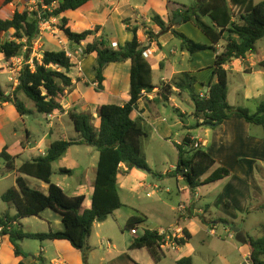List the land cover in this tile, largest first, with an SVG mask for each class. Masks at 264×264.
Returning a JSON list of instances; mask_svg holds the SVG:
<instances>
[{
    "label": "trees",
    "instance_id": "obj_1",
    "mask_svg": "<svg viewBox=\"0 0 264 264\" xmlns=\"http://www.w3.org/2000/svg\"><path fill=\"white\" fill-rule=\"evenodd\" d=\"M15 0H3V5L12 4ZM38 10H15L11 18L0 15V34L13 30L11 39L0 43V55L4 61L11 58H21L22 66L17 75V84L9 94L0 87V104L10 103L19 116L32 114L18 98L24 95L34 105L35 112L45 117L55 113L65 112L62 102L66 92L74 86L70 72L74 65L67 53L60 51H43L41 57L32 56L33 45L40 35V26L50 19H59V30L69 43L80 46L85 44L82 54L87 57L96 54L95 63L91 67L95 92L104 91V70L110 64L130 63L128 101L123 105L104 104L96 109L98 126L93 125L94 118L89 112L71 110L67 115L77 134L75 140H56L50 143L45 154L20 166L15 165L16 157L8 153L7 148L0 152L6 171L15 173V186L1 195L2 202L14 209V215L8 212L0 217V238L7 236L14 249L16 257L26 258L21 243L30 241H66L81 253L84 264H87L89 247L87 241L91 235L94 223H102L118 209L124 207L118 195L117 175L120 167L127 171L133 169L148 171L149 167L142 151V138L146 135L140 123L132 118L138 108V102L143 93L155 89L152 82V69L144 53L147 48L138 40L140 27H130L129 19L122 20L127 32L132 34L130 41L116 46L104 37H96L100 26L93 30L75 32L69 26V19L63 16L67 12H75L91 0H35ZM44 7L45 9H42ZM1 11V8H0ZM172 17H181L182 24L190 23L198 29L211 43L207 46L194 42L185 34L173 29L159 15L151 16L159 33L155 34L144 28V34L150 41H156L159 36L170 33L181 43V50L194 55L214 46L222 45V51L215 55L213 63V82L205 86L208 91L204 96L195 90L198 83L196 77L187 73L172 80L169 85L160 83L159 90L163 100L167 101L173 93L172 88L180 93H186L193 104L194 126L217 128L233 116L241 117L246 123L261 127L264 138V99L257 104L256 111L231 106L227 102L228 71L225 65L232 59L244 60L248 54L254 53L256 44L264 37V0L255 4L254 0H194L189 6H182L172 13ZM207 18L209 22H205ZM142 28V29H143ZM159 47V46H158ZM264 69V61L258 64ZM78 81V80H77ZM87 85V84H86ZM183 128H188L183 126ZM197 143L190 135L183 138L177 147L178 159L174 171L181 176L189 190L220 181L230 175L224 168H218L208 174L215 165L214 159L202 149L194 148ZM72 146H87L98 153V162L93 181V194L90 208L84 209V195L68 196L57 185L51 183L52 165L58 161ZM62 175H71L72 170L60 168ZM22 176L37 179L47 186V192L31 188ZM46 210L58 213L63 229L47 233L25 232L22 220L37 217ZM201 224L210 226L204 216H198ZM222 222V221H221ZM138 225L135 219H130L125 228L130 232ZM262 235L253 238L246 233L250 264H264V224ZM164 235L156 230H145L143 235L135 238L130 249H146L154 263L161 259L160 245ZM190 236L183 232V238L177 239L178 247L185 246ZM177 264H192V258L178 260ZM18 264H25L22 261ZM40 264L41 263L40 261Z\"/></svg>",
    "mask_w": 264,
    "mask_h": 264
},
{
    "label": "crops",
    "instance_id": "obj_2",
    "mask_svg": "<svg viewBox=\"0 0 264 264\" xmlns=\"http://www.w3.org/2000/svg\"><path fill=\"white\" fill-rule=\"evenodd\" d=\"M93 1L95 0H91L83 7H81L80 9L74 12L76 13L78 18V21H76L77 22L76 30L82 32L85 30H93L95 26H100V30L97 32L95 36L104 37L112 45L115 40H111L104 33L106 25L109 19L111 18L106 16L104 17V14L111 12L112 8H114V11L111 13V16L116 12L119 13L120 8L126 6L128 7L130 14L126 15L125 18L127 19L133 18L137 14L138 17L141 16L143 20H147L149 19V17H151V14L149 13L146 7L149 5V3L153 2L157 4L158 10L162 11L163 13L162 15L156 13V15H159L160 18L165 23H168L169 21H171L170 16H172V13L177 9L181 8L182 6H184L177 3H173L171 2V0H145L142 6L134 5L133 7L130 6L129 0H117V1L97 0L96 4L91 6V3ZM193 1L194 0H191L190 2L192 3ZM9 5H13V3ZM99 13L101 15H99ZM174 19L175 18H173L172 21ZM132 24H133L132 27H137V26L140 27L139 22L136 20V17L133 18ZM187 25L193 27V29L191 28V30L196 36L197 39V40L195 39L196 42L205 44L207 46L211 45L209 40L206 38H202V36L200 35L203 34L190 23L182 24L181 21L180 23H178L176 28L175 27L172 28L185 34L189 38L190 35L184 31V28ZM146 28L148 30H151L155 34L159 33L158 27L152 22L151 24H146ZM143 30L144 29L140 27L137 37L139 42L144 47L147 48V51L145 52L144 56L151 66L152 82L153 85L155 86V89H153V91L151 92H146L143 94L142 99L138 102L137 110L132 115V118L137 120L142 126V128H144L145 126L157 127L158 124L164 123V120L159 116L160 113L159 107L161 102L164 101L161 91L159 90L158 87L160 83L169 85L173 79L179 77L184 73H187L190 76L196 77L198 82L196 85L200 87L198 88V91L196 90L197 92L204 94L201 92L203 88L205 89L204 90L205 93L208 91V89L205 88L204 86H207L210 82L214 81L212 77L213 63H214L215 55L222 51V45H223L220 44L218 46H214L213 50H207L194 55H189L187 52L181 50L180 41L174 38L170 33H166L159 36L156 41L154 40L150 41L144 35ZM190 38L193 39L195 37H190ZM84 43H82L80 46L85 45ZM119 44H123V43H119ZM87 57H90L92 61L96 59V54H91ZM87 57L85 58L87 59ZM262 61H264V53H262V50L256 46L255 52L248 54L244 60L232 59L230 62H228L225 65L224 68L229 73L228 74L229 87L227 93V102L229 105L246 108L250 113H254L256 111L258 102L264 99V69L258 66V64ZM92 65L93 64L90 62L88 66L92 67ZM129 68H130L129 62L110 64L106 67V69L104 70V77H105L104 91L96 95L97 100L100 103L99 106L104 104L123 105L128 101ZM108 69L110 70L106 71ZM15 77H17V71H15ZM155 77H157L158 80L157 82L154 80ZM15 86H16V78L14 81V87ZM0 87L2 88L1 84ZM172 91L173 94L169 96L167 100L168 102L173 101V98L175 96L184 101L186 98H188L186 93H180L175 88H172ZM103 93L106 95L104 96ZM5 94H9V93L5 92ZM21 97H22L21 94H19L18 98L22 101ZM62 106L65 110V105L63 103ZM174 108L176 109V112L179 113L180 118L187 116V114L181 112L176 105H174ZM71 110L73 111V108L69 110H65L64 113L67 114V112ZM193 111L190 114V117L192 116ZM8 113L11 114L13 119L16 120L24 118L18 115L12 104L10 103L1 104L0 120L3 117H6V114ZM57 115L58 113H55L47 117L43 116L45 118V121H47L45 127L46 131L44 132L43 137L39 141L37 140L31 141L30 137L32 132L29 131L28 129H25V140L28 145L24 146L20 142L11 143V148L14 150V152L10 153L8 151V153L16 157L15 165L17 167L20 166L24 161H29L34 158H37L38 156H43L50 143L58 140L53 138V134L51 132V128L54 124L52 120L56 119ZM259 128L261 129V127L253 126L246 123L241 117L233 116L217 128L212 129L209 127H200L195 130L198 133V135L196 137H192V136L191 137L199 143L202 149L205 148L206 153H208L215 161L214 167L211 169V171L208 174H206L203 177V179L207 178V176L211 172H213L218 168L227 169L230 175L215 183L207 184V185H214L213 186L215 188L214 191H217V187L221 185L223 187L219 189L218 194L211 199V202L209 204L208 203L204 204V207H199L198 204L201 202V199L203 197L206 198L207 196L206 194L205 196H202L199 195V191L197 189H195L194 191L189 190L186 183L182 188H180V191H182L181 193H184V195L186 194L185 193L186 190L190 192H188L189 194L185 195V199H186L185 202L179 205V206H183L184 210L179 212V217L177 221H175L174 224H171L169 226V229L171 230L172 234L175 231H181L182 235L183 232H186L191 238L190 231H193L194 228H197L199 226L198 224H200L205 228L213 230V228H215V226L218 224L226 226V223H230L229 221H234L236 219L235 211H237L239 214H243V212H246V210H248L247 208L248 202H251L253 200L252 196L257 194L255 188L258 186V182H259V177L257 174L258 169L260 168L259 165L260 164L263 165L264 163V138H263V134L259 132L258 130ZM2 129L3 127L0 126V131ZM160 131L162 132V134L163 133L166 134L165 129L161 128ZM188 135H190L189 131H188ZM47 137L48 139H46ZM29 140L30 142H33L34 144L33 146L29 143ZM63 140L67 141L66 138H63ZM43 142L45 143V148L44 147L42 148ZM5 147L7 148V150H9V147L6 145L2 147V149ZM220 150H222L223 152H218ZM21 151L22 153H20ZM67 152L68 151H66L65 154H67ZM65 154L63 156H65ZM260 154H262L263 157H261ZM24 156H26L25 158L27 159H24ZM17 158H20V161ZM60 159L55 163H53L52 171L54 170V166L57 163H59V161L62 166L60 168H66V169L70 168L68 166H65V164H68L67 161L64 162L63 160ZM97 162H98V158L95 166H91L92 171L94 172L96 170ZM60 168H58V170ZM58 170L57 173H59ZM73 174L74 172L72 171V174L68 176H72ZM13 175H14V179H16L17 175L15 173H13ZM21 177L23 179L27 178L26 176H22V175ZM144 179L145 176L142 175L137 169L127 171V169L124 166H121L120 171L117 175L118 195H119V190L121 189L132 194L138 193V190L144 187V183H143ZM93 181L91 182V185L88 184L84 185L83 183L80 182L77 186L76 184H67L66 187H64V185L60 181L54 182L51 177V183L59 186L66 195L68 196L84 195L85 196V202L83 205L84 209L90 208L91 205V196L93 194ZM204 186L206 185L201 186V188ZM39 188L41 192L43 193L47 192L46 185ZM68 191H70L71 193L67 194ZM236 195L238 196V200H235ZM120 200L122 204L126 206V204L122 201L121 197ZM234 205L236 206L235 209H234ZM212 207H214V209H216V211L220 215L218 221H213L212 219H210L211 217L210 211ZM121 209L114 211L112 215H110L109 217H111V219L116 221V223L119 226H122L123 223L126 226L128 220L135 219L138 223V225H136V235H133L135 236V238L140 237L137 236L139 232L138 230L139 228L140 230L142 229L143 232L145 230H150L147 227H145L146 223H144L145 221H142L141 218L135 217L134 215L128 213L122 214ZM250 210L252 211L264 210V205L259 208L251 207ZM12 212H13L12 214L11 213L9 214L14 215L15 211L13 210ZM199 215L204 216L205 220L209 222L210 226H205L201 224L198 218ZM109 217L106 219V221L102 223H94L92 230L93 228H95V226L99 227L100 225L106 223ZM119 219H121V222H118L120 221ZM21 223L23 225L24 231L29 233H47L49 231L56 232V231H61L63 229L60 215L51 210H46L37 217L24 219L21 221ZM224 230L225 232L228 233V235L230 234L229 237H234V234L232 233L231 228L229 226H227V228ZM161 231L164 230H162L161 228L158 229V232ZM242 232H244V234L246 235L245 231ZM91 235H92V231H91ZM96 235H98V233H96ZM178 237H180V235H178ZM88 241H87V245L89 247V254L87 258V264H89V258L90 255L92 254V251H90L91 247L89 246ZM28 242H30V244H26ZM106 243H107L106 245L107 248H112V249L115 248V245H112L110 239H107ZM130 244L127 246L128 248L127 251H130L129 254L135 253V257L133 258L130 257V259H128L127 254H125L126 256L125 257L124 254H121L122 252H119L116 256H113L109 260L105 261V258L101 259L100 261L101 264H143L140 261L141 259L140 256L142 253L141 251L145 249L131 250ZM187 245L188 244H186L185 246ZM185 246L177 247L176 250L174 251L178 252ZM21 247L23 252L27 254L26 258L16 257L14 255V249L9 241V238L7 236L1 237L0 264H18L21 261L25 264H40V261L43 264H84L81 253L78 250L74 249L66 241L39 242V241L25 240L21 243ZM101 247L104 250V246L101 245ZM245 249L246 251H241V261L237 264H245L244 261L247 258V255L249 254V249L247 245L245 246ZM158 252L164 256L163 250L162 251L158 250ZM180 259L182 258L175 259L174 264H177L176 262ZM153 263L154 261L151 262V264ZM162 263L163 261L161 259L160 261L157 262V264H162ZM147 264H150V262H148Z\"/></svg>",
    "mask_w": 264,
    "mask_h": 264
},
{
    "label": "rangeland",
    "instance_id": "obj_3",
    "mask_svg": "<svg viewBox=\"0 0 264 264\" xmlns=\"http://www.w3.org/2000/svg\"><path fill=\"white\" fill-rule=\"evenodd\" d=\"M144 1L145 0H129V4L131 7L134 5L142 6ZM190 1L191 0H171L173 3L184 6L189 5L191 3ZM260 1L262 0H254V3H259ZM96 2L97 0L93 1L91 6L96 4ZM0 8L2 17L8 19L11 18L12 13L15 10L19 12L24 10L37 12L38 10L35 0H15L13 5H3V1L0 0ZM146 8L151 16L156 13L160 15L163 14L162 11L158 10L157 4L153 2L149 3ZM42 9L45 8L42 7ZM111 10V12L104 14V17H111L106 25L104 33L111 40H115L113 42L114 46H116L117 43L130 41L132 34L127 32L124 29V25L121 24L123 19H127L125 16L130 14L128 7H121L119 13L116 12L112 14V16L111 13L114 11V8ZM99 15L101 14L99 13ZM63 16H66L69 19L68 26L73 31L80 32L76 30V21H78L76 13L67 12ZM134 17H136V20L142 28L143 26H146V24H151V17L147 20H143L142 17H138L137 14ZM133 18H128V25L130 27L133 26ZM170 19V26L176 28L178 24L172 23V16H170ZM204 21L207 23L209 22L207 18H204ZM191 28L193 29V27L187 25L184 28V31L188 33L190 37H195L193 39L189 38L196 42V36ZM12 33L13 30H10L7 34L0 35V43L11 38ZM200 36H202V38H206L203 35ZM91 41L92 38H89L84 44ZM84 46L85 45L77 46L69 43L59 30V19L53 18L50 19V21L41 24L40 35L34 42L32 56L39 58L41 57L43 51L63 50L67 53L74 65L72 71L70 72V76L74 80V86L67 90L66 97L62 103L65 105V110L73 108V110L78 112L91 113L94 118L93 125L97 127L98 118L96 115V109L100 103L98 102L96 95L102 92H95V86L92 83L93 75L91 73V66H88L90 62L94 64L95 60L91 61L90 57H87L86 59L83 56L82 51ZM256 46L262 50V53H264V37L257 42ZM14 69L15 68H13L10 64H7V62H5L0 55V84L2 85L4 92L11 93L13 91L14 81L16 78ZM109 70L110 69L106 71ZM154 80L157 82V77H155ZM194 88L198 91V88L200 87L196 85ZM204 90L205 89L203 88L201 92L205 93ZM104 93L103 95L105 96L106 94ZM21 96L25 106L32 110V114L23 116V119L16 120L8 113L6 114V117H3L0 120V126L3 127L0 131V151L2 147L6 145L9 147L8 151L10 153L14 152L11 148V143L13 142H20L24 146L28 145L25 140V129L32 132L30 137L31 141H39L46 131L45 127L47 121H45V116L43 117V115L36 113L33 103L24 95ZM189 100L190 99L186 98L184 101L175 96L173 101L161 102L159 107V116L164 120V123L158 124L157 127L145 126L143 128L146 136L142 138V151L150 170V172L138 170L145 176L143 181L144 187L140 188L138 193L134 194L128 193L122 189L119 190V195L122 201L126 204V206L124 205L125 207L121 209V213H128L141 218V220L146 223L145 227L150 230L158 231V229L161 228L164 231H169V226L174 224L179 217V205L185 202V195L190 192L186 190L185 195L184 193H181L182 191H180V188L185 185V182L181 176L178 177L174 174L178 159L176 146L181 143L185 136L188 135V131L192 137H196L198 135L195 131L196 129H189V127H193L195 123L194 119H192L193 117H190L193 107L192 103H190L191 101ZM174 105H176L181 112L186 113L187 116L180 118L179 113L176 112V109L174 108ZM52 121L54 124L51 128V132L54 139L63 140V138H66L67 141L76 139L75 137L77 134L73 131L72 123L66 113L58 114L56 119ZM184 125L188 128H183ZM161 128L166 130V134H162L160 131ZM258 130L263 134V131L260 128ZM46 139H48V137ZM30 140L29 143L33 146L34 144L33 142H30ZM43 147L45 148L44 142L42 148ZM203 150L206 151L205 148ZM67 151V154L62 156L60 160H63L64 162L67 161L68 164H65V166L70 167L69 169H72L74 174L72 176H68L57 173L58 168L62 167L59 161V163L54 166L52 180L54 182L60 181L64 187H66L67 184H76L77 186L80 182L84 185H91V182L94 179L93 177H95V172L92 171L91 166H95L98 153L95 149L87 146H72L68 148ZM218 152L223 151L220 150ZM20 153H22V151ZM260 155L263 157L262 154ZM25 157L26 156H24V159H27ZM17 159L20 161V158ZM259 167L260 168L257 173L259 182L258 186L255 188L257 194L252 196L253 200L251 202H248V210H246V212L239 214L235 211L236 219L234 221H229L232 226L241 231H245L253 238H257L262 235L261 226L264 224V210H250L251 207L259 208L264 205V163L263 165L260 164ZM25 179L28 185L34 189L40 190L39 187H43L45 185L41 181L31 177H27ZM13 185L15 186L14 175L12 172L6 171L4 161L0 158V217L7 212L11 214L13 213L12 211L14 209L12 206L2 202L1 200V195L6 190L12 188ZM213 186L214 185H206L202 188H197L199 195H207L206 198L203 197L201 199V202L198 204L199 207H204V204L207 203L209 204L211 199L218 194L219 189L223 187L221 185L217 187V191H214L215 188ZM70 193V191L67 192V194ZM147 194H149V196H147ZM235 200H238L237 195L235 196ZM235 207L236 206L234 205V209ZM210 214V219L218 221L220 215L214 207L211 208ZM119 220L120 221L118 222H121V219ZM198 225L199 226L197 228L190 231L191 240L187 246L178 252L174 250H163L164 256H161L162 254H160L161 260L163 261L162 264H174L175 259L184 257H191L192 264H237L241 261V251H246V245H241L235 241L234 237H229L230 234L228 235V233L224 230L227 226H223L221 224L216 225L215 228H213L214 233L212 234L210 229L205 228L200 224ZM138 230L139 232L137 236H141L143 230H140V228ZM96 233H98V235H96ZM107 239H110L112 245H115L114 249L107 248ZM134 239L135 236L130 234V232L125 228L124 223L122 226H119L116 221L109 217L106 223L100 225L99 227L95 226L92 230V235L88 241V244L91 247L90 251H92L89 258V264H101V259L105 258V261L109 260L113 256H116L119 252H122L121 254H124V256L127 254L128 259H130V257H135V253L129 254L130 251H127V246ZM26 244H30V242ZM100 244L104 246V250ZM141 252L140 261L143 264H147L148 262L151 264L153 260L148 251L145 249Z\"/></svg>",
    "mask_w": 264,
    "mask_h": 264
},
{
    "label": "built area",
    "instance_id": "obj_4",
    "mask_svg": "<svg viewBox=\"0 0 264 264\" xmlns=\"http://www.w3.org/2000/svg\"><path fill=\"white\" fill-rule=\"evenodd\" d=\"M144 55H145V53H144ZM7 64H10L13 68H15L14 71H17V75H18V72L20 71L21 66H22L21 58H11L10 60L7 61ZM16 83H17V77H16ZM93 85L95 86V84H93ZM200 96H204V94H200ZM199 146L200 145L198 142L194 143V145H193L194 148H198ZM147 196H149V194H147ZM182 210H184L183 206H179L178 211H182ZM210 232L212 234L214 233L213 230H210ZM130 233L132 235H136V230H131ZM160 233L164 235V239L160 245V251H162V250H176V248L178 247L176 244V240L183 238L181 231H175L173 234L171 233V230L161 231ZM178 235H180V237H178ZM247 258H248V261L246 260ZM247 258L245 259L244 262L246 264H250L249 254L247 255Z\"/></svg>",
    "mask_w": 264,
    "mask_h": 264
},
{
    "label": "water",
    "instance_id": "obj_5",
    "mask_svg": "<svg viewBox=\"0 0 264 264\" xmlns=\"http://www.w3.org/2000/svg\"><path fill=\"white\" fill-rule=\"evenodd\" d=\"M182 21L181 17H176L172 23L173 24H178ZM226 226H229L231 228L232 233L234 234V238L235 241L241 245H246L247 244V237L244 234V232H242L241 230H239L238 228H235L234 226H232L230 223H226ZM248 261V258L246 259ZM246 264V263H245Z\"/></svg>",
    "mask_w": 264,
    "mask_h": 264
}]
</instances>
